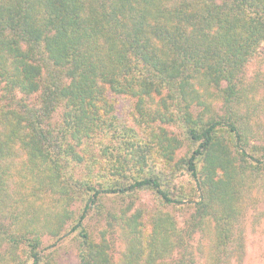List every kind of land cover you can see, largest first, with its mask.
<instances>
[{
    "label": "trees",
    "instance_id": "obj_1",
    "mask_svg": "<svg viewBox=\"0 0 264 264\" xmlns=\"http://www.w3.org/2000/svg\"><path fill=\"white\" fill-rule=\"evenodd\" d=\"M263 45L264 0H0V264L242 261Z\"/></svg>",
    "mask_w": 264,
    "mask_h": 264
},
{
    "label": "rangeland",
    "instance_id": "obj_2",
    "mask_svg": "<svg viewBox=\"0 0 264 264\" xmlns=\"http://www.w3.org/2000/svg\"><path fill=\"white\" fill-rule=\"evenodd\" d=\"M242 82L245 102L239 105L235 114L241 113L246 118V110L250 111L251 142L257 146H264V45L244 69ZM219 114L222 115L223 111L219 110ZM187 153L188 147L184 145L177 152L176 158L184 157ZM182 181H186V178L179 179L177 184L182 185L189 192L192 184H185ZM142 193L139 202L149 208L155 207L153 197ZM245 207L249 209L241 219L245 231L244 256L240 262L232 258L229 264H264V191H257L251 202L246 201ZM187 214V209L174 211L179 226L183 225ZM94 222L92 221L91 224L93 225ZM57 253V264H77V241H73L72 238L63 240L59 243Z\"/></svg>",
    "mask_w": 264,
    "mask_h": 264
}]
</instances>
